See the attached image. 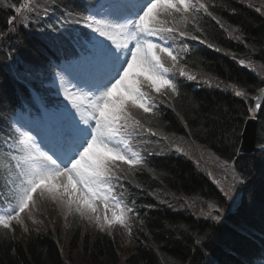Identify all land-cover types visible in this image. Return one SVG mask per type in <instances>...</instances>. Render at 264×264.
<instances>
[{
    "label": "snow or ice",
    "instance_id": "obj_1",
    "mask_svg": "<svg viewBox=\"0 0 264 264\" xmlns=\"http://www.w3.org/2000/svg\"><path fill=\"white\" fill-rule=\"evenodd\" d=\"M0 14V67L13 85L0 91V250L9 264H23L18 228L37 238L41 226L53 231L48 206L65 228L71 218L98 242L123 235L133 259L143 246L154 264H217L207 250L232 213L255 202L245 194L258 176L264 220V37L249 34L264 27V0H0ZM197 44L255 81L222 78ZM197 88L233 102L208 106ZM170 155L192 160L215 193L172 191L155 164ZM161 206L191 218L153 231L149 213ZM240 232L227 253L241 258L226 264H264V227L258 247L255 233ZM175 244L187 250L178 258Z\"/></svg>",
    "mask_w": 264,
    "mask_h": 264
},
{
    "label": "trees",
    "instance_id": "obj_2",
    "mask_svg": "<svg viewBox=\"0 0 264 264\" xmlns=\"http://www.w3.org/2000/svg\"><path fill=\"white\" fill-rule=\"evenodd\" d=\"M2 22V14H0V23ZM249 34L250 37L260 39L264 37V27L253 26L249 29ZM225 43L228 44L229 42L225 41ZM230 46L234 51L243 52L242 46L236 45L235 42H231ZM33 48L34 45L25 53L30 58ZM196 48L199 50L198 58L207 61L212 70L220 74L222 78L239 76L249 82L255 81L253 74L248 70L241 69L230 57L208 50L198 44ZM0 85L3 86L0 91H3L6 96L12 94V82L7 71L2 67H0ZM193 94L199 95L206 105L212 107L217 103L228 105L233 102V98L229 94L208 88L194 89ZM169 119L172 121L173 130L178 134H183L184 130L179 123L170 115ZM155 164L158 166V171L165 173V183L172 191L179 190L181 193L191 195H197L201 191L215 193V186L210 179L199 173L196 166L185 157L175 155L157 157ZM143 181L145 185L156 186L150 175H145ZM260 190L261 178L258 176L249 193L245 194V200L249 199L250 194H254L255 202L247 208L234 211L231 217L219 227L216 243L207 250L217 264H226L229 259L238 260L241 258L239 254L230 257L227 253L229 247H240L242 243L241 228L255 233L252 243L256 247L259 246L260 229L264 227V220L261 217ZM150 201V196H145L141 200L142 203ZM45 214L48 220L54 221L51 225L52 232H49L47 226H41L39 238H37L35 231H31L27 238H20L17 235L19 243L16 247L19 259L23 264H127V261H131V264H154L156 258L148 254L143 246H138L140 250L133 259L128 251L132 245L123 238L124 236H118L115 242H111L107 236H103V239L98 242L97 236L101 234L93 230H89V234H85L83 228L78 231L72 219L70 226L65 228L58 221V219L60 220L59 215L52 210L51 206L46 207ZM149 215L151 217L150 226L153 231L159 230L171 221L184 222L191 218L187 212L177 213L164 206L149 213ZM42 218L37 216V219ZM34 227L36 226L31 225V228ZM186 251L183 245L175 244L170 246L169 255L172 258H178L184 255ZM0 264H9L8 258L4 256L2 250H0Z\"/></svg>",
    "mask_w": 264,
    "mask_h": 264
},
{
    "label": "rangeland",
    "instance_id": "obj_3",
    "mask_svg": "<svg viewBox=\"0 0 264 264\" xmlns=\"http://www.w3.org/2000/svg\"><path fill=\"white\" fill-rule=\"evenodd\" d=\"M186 158V157H185ZM188 159V158H187ZM189 160V159H188ZM190 161H192V160H190ZM193 162V161H192ZM194 163V162H193ZM195 164V163H194ZM211 181V180H210ZM165 208H167V207H165ZM167 209H169V208H167ZM170 210H172V209H170ZM56 214H58L59 215V218H60V220L58 219V221H60V224H62L63 226H64V224H65V221H64V219L60 216V214L58 213V212H56ZM57 221V220H56ZM67 223H68V225H69V223H70V221L68 220L67 221ZM93 231H95V230H93ZM17 235H18V237H24V236H26L27 234H25V233H23L22 232V230L21 229H17ZM121 236H123V235H121ZM123 238H125V237H123ZM126 240V239H125Z\"/></svg>",
    "mask_w": 264,
    "mask_h": 264
}]
</instances>
